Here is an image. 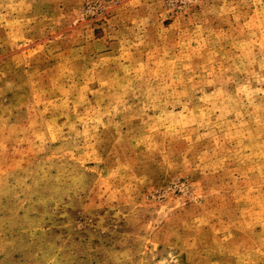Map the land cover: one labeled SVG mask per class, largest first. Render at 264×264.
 <instances>
[{"label":"rangeland","instance_id":"obj_1","mask_svg":"<svg viewBox=\"0 0 264 264\" xmlns=\"http://www.w3.org/2000/svg\"><path fill=\"white\" fill-rule=\"evenodd\" d=\"M0 264H264V0H0Z\"/></svg>","mask_w":264,"mask_h":264}]
</instances>
